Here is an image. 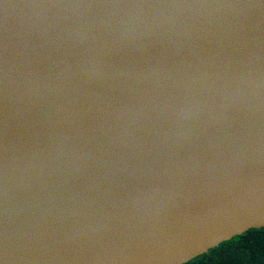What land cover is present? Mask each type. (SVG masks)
Wrapping results in <instances>:
<instances>
[{"label":"water","instance_id":"water-1","mask_svg":"<svg viewBox=\"0 0 264 264\" xmlns=\"http://www.w3.org/2000/svg\"><path fill=\"white\" fill-rule=\"evenodd\" d=\"M264 226V0H0V264H185Z\"/></svg>","mask_w":264,"mask_h":264},{"label":"trees","instance_id":"trees-1","mask_svg":"<svg viewBox=\"0 0 264 264\" xmlns=\"http://www.w3.org/2000/svg\"><path fill=\"white\" fill-rule=\"evenodd\" d=\"M185 264H264V226L225 240Z\"/></svg>","mask_w":264,"mask_h":264}]
</instances>
